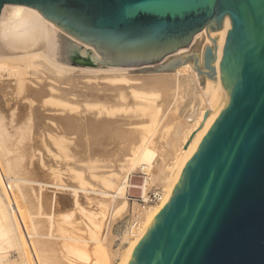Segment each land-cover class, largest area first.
<instances>
[{
	"label": "bare ground",
	"instance_id": "6f19581e",
	"mask_svg": "<svg viewBox=\"0 0 264 264\" xmlns=\"http://www.w3.org/2000/svg\"><path fill=\"white\" fill-rule=\"evenodd\" d=\"M230 26L228 19L214 34L206 28L196 33L189 46L165 58L180 59L176 68L132 77L142 66L52 60L46 52L48 24L38 9L26 4L5 9L0 164L17 210L15 216L0 184V264H127L130 249L169 201L217 111ZM199 39L198 53H189ZM208 45L214 77L200 72L191 58L197 56L203 68ZM169 124L173 130L165 133ZM136 170L144 174L143 199L153 188L160 192L158 201L131 206L127 192ZM128 214L130 225L117 238L114 224Z\"/></svg>",
	"mask_w": 264,
	"mask_h": 264
},
{
	"label": "water",
	"instance_id": "95a60500",
	"mask_svg": "<svg viewBox=\"0 0 264 264\" xmlns=\"http://www.w3.org/2000/svg\"><path fill=\"white\" fill-rule=\"evenodd\" d=\"M13 4L38 9L47 55L70 66L171 70L168 55L231 20L217 111L127 264H264V0H0V18ZM213 52L191 57L212 77Z\"/></svg>",
	"mask_w": 264,
	"mask_h": 264
},
{
	"label": "rangeland",
	"instance_id": "374dc122",
	"mask_svg": "<svg viewBox=\"0 0 264 264\" xmlns=\"http://www.w3.org/2000/svg\"><path fill=\"white\" fill-rule=\"evenodd\" d=\"M202 42L203 41H201V39L195 41L193 43V45L190 46L188 52L189 53H194V52L195 53H198L199 48L201 47ZM165 60H167V59H165ZM133 67H135V66H133ZM158 73L159 74H163L164 72L163 71H157L155 69V66H147L146 65V66H142V67H137L135 70H133L131 72V76L132 77H136V76L137 77H146V76H149V75H152V74H158ZM203 84H204V82H203V80H201L200 81V85L203 86ZM159 104H160V102H159ZM160 114L157 116V119H159ZM169 122L171 124L173 123L171 121H169ZM173 127L174 126L173 125H170V124L169 125H166V126L164 125V132L165 131L166 132H169V131L173 130ZM157 149L159 151H161V149H162L161 143H158L157 144ZM1 168H2V166L0 164V184H1V189H2V192L5 195V198L7 200L8 205L10 206V208L12 209V211L15 212V216H16V210H17V208H15L16 207V204H15L14 200L12 199V195L10 194V192L8 191V189L6 188V185H5V182H8V178L4 177L3 174H1L2 173L1 172ZM45 179H47V177ZM143 180H144V174L142 175V172H140L139 170L134 171L130 175V182H132L134 184H140V185H142V181ZM141 190H140V188L139 189L138 188H129V190L127 192V196L129 198V202L131 203V206H133V203L134 202L139 203L138 205L142 204V202L138 200L140 198V196H141ZM152 203H154V202H152ZM149 204H151V203H149ZM128 215H126L124 218H122L120 221H118L117 223L114 224V227H113V235H117V238H119L122 235V233L125 231V229L127 228V226L130 225L129 223H130V217L131 216L130 215L128 216ZM18 223H19L20 229H21V231L23 233V236L25 237L24 227H22V225L20 224V221H18ZM78 225L80 226L81 224L78 223ZM80 228H83V226L81 225ZM116 246L117 245L114 243V247H116ZM15 253L16 252H12L11 255H13V257H14L15 255H17Z\"/></svg>",
	"mask_w": 264,
	"mask_h": 264
},
{
	"label": "built area",
	"instance_id": "2783aa9c",
	"mask_svg": "<svg viewBox=\"0 0 264 264\" xmlns=\"http://www.w3.org/2000/svg\"><path fill=\"white\" fill-rule=\"evenodd\" d=\"M147 194H148L147 200H144L142 196H140V198L138 200L144 204H147V203L156 202L160 199V192L158 190L156 191L153 188L150 189Z\"/></svg>",
	"mask_w": 264,
	"mask_h": 264
},
{
	"label": "crops",
	"instance_id": "0c3cea01",
	"mask_svg": "<svg viewBox=\"0 0 264 264\" xmlns=\"http://www.w3.org/2000/svg\"><path fill=\"white\" fill-rule=\"evenodd\" d=\"M139 186H140V184H134L131 182V186L129 188H138L139 189Z\"/></svg>",
	"mask_w": 264,
	"mask_h": 264
}]
</instances>
